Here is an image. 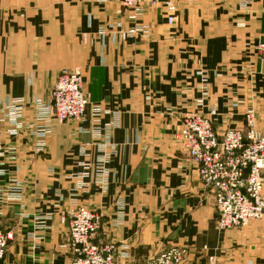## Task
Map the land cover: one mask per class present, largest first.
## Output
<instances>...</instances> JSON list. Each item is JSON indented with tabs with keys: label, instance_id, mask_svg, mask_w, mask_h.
<instances>
[{
	"label": "crops",
	"instance_id": "1",
	"mask_svg": "<svg viewBox=\"0 0 264 264\" xmlns=\"http://www.w3.org/2000/svg\"><path fill=\"white\" fill-rule=\"evenodd\" d=\"M108 26L136 33L101 37ZM258 43L264 0H146L141 13L121 0H0V111L13 99L26 104L21 134L0 124V146L16 155L0 159V191L13 180L22 190L20 202L0 200V224L14 236L1 264H70L58 213L75 204L102 214L96 243L129 246L123 264L175 246L189 251L187 264H264V221L221 231L214 192L177 138L185 113L212 108L219 135L243 127L251 108L264 132ZM75 68L102 113L88 110L81 124L53 119L38 152L32 103L49 101L59 75ZM106 142L117 147L108 188L94 177L80 188L74 176ZM38 216H52L49 229H35Z\"/></svg>",
	"mask_w": 264,
	"mask_h": 264
},
{
	"label": "built area",
	"instance_id": "2",
	"mask_svg": "<svg viewBox=\"0 0 264 264\" xmlns=\"http://www.w3.org/2000/svg\"><path fill=\"white\" fill-rule=\"evenodd\" d=\"M145 1L121 0V4L124 8L141 13ZM109 33H115L126 40L136 31L124 32L112 26L99 31L101 37ZM252 47L260 61L264 62V44L258 43ZM25 107L22 99H13L0 111V124L10 126L9 135L18 136L24 131ZM32 107L35 116L28 133L35 139L38 152L46 147L53 119L81 124L88 110L93 112L96 120L102 113L100 106L91 103V95L85 89L84 75L80 68L63 71L51 91V99L45 101L36 98ZM216 114L215 108L208 114L185 113L177 138L196 166L204 186L214 192L218 228L228 231L246 227L252 221H264V132L258 129V116L253 108L244 112L243 127L227 128L221 135L213 127ZM105 139L108 141V136ZM87 146H84V151ZM106 147L109 149L103 152L104 156L94 166L83 163L84 171L74 176L80 180V188L86 185L82 180L93 177L103 190L108 188L110 174L107 164L117 147L109 142H106ZM7 154L10 163L16 162L15 149L0 146V159L4 160ZM16 184L13 180L8 189L0 191L1 201L2 198L16 202L22 200V190ZM58 215L60 224L68 229L70 264H123L129 258V246L126 244L96 243L102 224L101 213L75 204L67 210H60ZM51 219L52 216H38L35 229H49L48 221ZM13 239V234L5 231L0 224V264ZM186 258L185 248L173 247L151 257L146 264H183Z\"/></svg>",
	"mask_w": 264,
	"mask_h": 264
},
{
	"label": "rangeland",
	"instance_id": "3",
	"mask_svg": "<svg viewBox=\"0 0 264 264\" xmlns=\"http://www.w3.org/2000/svg\"><path fill=\"white\" fill-rule=\"evenodd\" d=\"M253 222V221H252ZM257 222H262V221H257ZM175 247H179V246H175ZM173 248V247H172ZM180 248H184V247H180ZM186 249V248H185ZM187 250V249H186ZM165 251V250H164ZM69 252H70V250H69ZM163 252V251H162ZM160 253V252H159ZM188 254H189V251L187 250V258H186V260H185V262L183 263V264H187V261H188ZM70 261H71V254H70ZM210 261L211 262H214L215 261V259L214 258H210Z\"/></svg>",
	"mask_w": 264,
	"mask_h": 264
}]
</instances>
